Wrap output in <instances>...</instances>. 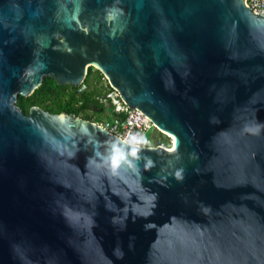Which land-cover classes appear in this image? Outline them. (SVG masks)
Masks as SVG:
<instances>
[{
    "label": "water",
    "instance_id": "1",
    "mask_svg": "<svg viewBox=\"0 0 264 264\" xmlns=\"http://www.w3.org/2000/svg\"><path fill=\"white\" fill-rule=\"evenodd\" d=\"M90 67L171 147L16 105ZM0 264H264V15L0 0Z\"/></svg>",
    "mask_w": 264,
    "mask_h": 264
},
{
    "label": "trees",
    "instance_id": "2",
    "mask_svg": "<svg viewBox=\"0 0 264 264\" xmlns=\"http://www.w3.org/2000/svg\"><path fill=\"white\" fill-rule=\"evenodd\" d=\"M103 76L94 68H88L84 84L86 89L78 92L77 87L59 86L49 77L44 78L39 86L30 96H18L16 105L27 115L31 107H39L52 114L66 113L74 114L87 121L100 123L115 116L111 104H103L98 98L106 95L112 89L108 84L98 86L97 83ZM93 82V83H91ZM105 121V120H104ZM152 146L162 144L170 148L171 139L166 135L153 131Z\"/></svg>",
    "mask_w": 264,
    "mask_h": 264
},
{
    "label": "built area",
    "instance_id": "3",
    "mask_svg": "<svg viewBox=\"0 0 264 264\" xmlns=\"http://www.w3.org/2000/svg\"><path fill=\"white\" fill-rule=\"evenodd\" d=\"M245 4L254 12L264 15V0H245ZM77 88L78 92H83L86 89V85L82 83ZM98 100L106 105L111 104L115 113L114 117L97 123L98 125H101L111 134L131 146L154 147L152 146V139H147L145 136L148 131H152L153 133L155 128L151 120L144 113L137 109L128 108L113 90L104 96H100ZM158 146L169 148L162 144Z\"/></svg>",
    "mask_w": 264,
    "mask_h": 264
},
{
    "label": "rangeland",
    "instance_id": "4",
    "mask_svg": "<svg viewBox=\"0 0 264 264\" xmlns=\"http://www.w3.org/2000/svg\"><path fill=\"white\" fill-rule=\"evenodd\" d=\"M91 83H93V82H91ZM105 84H107V82H106V80H104L103 78H102L100 81H98V83H97L98 86L105 85ZM100 118H103V119L101 120V122H103L104 120H106V119H104V115H102V117H100ZM153 134H154V133H152V131H148L145 137H146L147 139H152V140H153V138L155 137V136H153ZM171 145H172V144L170 143V147H171Z\"/></svg>",
    "mask_w": 264,
    "mask_h": 264
},
{
    "label": "flooded vegetation",
    "instance_id": "5",
    "mask_svg": "<svg viewBox=\"0 0 264 264\" xmlns=\"http://www.w3.org/2000/svg\"><path fill=\"white\" fill-rule=\"evenodd\" d=\"M103 79L105 80V78L103 77Z\"/></svg>",
    "mask_w": 264,
    "mask_h": 264
}]
</instances>
